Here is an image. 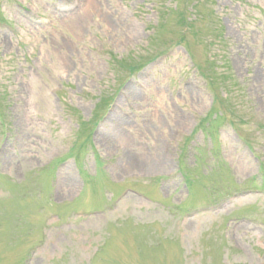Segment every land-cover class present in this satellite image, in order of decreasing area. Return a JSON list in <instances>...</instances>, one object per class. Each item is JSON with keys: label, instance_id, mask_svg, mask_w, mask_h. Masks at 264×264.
<instances>
[{"label": "rangeland", "instance_id": "1", "mask_svg": "<svg viewBox=\"0 0 264 264\" xmlns=\"http://www.w3.org/2000/svg\"><path fill=\"white\" fill-rule=\"evenodd\" d=\"M0 264H264V0H0Z\"/></svg>", "mask_w": 264, "mask_h": 264}]
</instances>
